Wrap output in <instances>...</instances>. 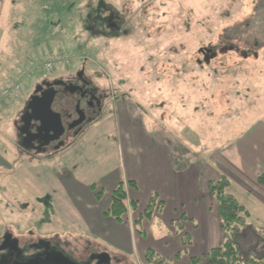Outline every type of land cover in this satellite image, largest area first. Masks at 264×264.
<instances>
[{
  "label": "rangeland",
  "instance_id": "rangeland-1",
  "mask_svg": "<svg viewBox=\"0 0 264 264\" xmlns=\"http://www.w3.org/2000/svg\"><path fill=\"white\" fill-rule=\"evenodd\" d=\"M15 2L18 0H0V105L4 107L0 111V243L3 235H11L24 258L38 253L36 246L44 242L70 261L95 264L90 255L99 254L95 252L99 248H91L94 244L85 240L87 234L82 236L80 230L90 204L87 199L77 203L63 183L66 186V180L77 174L85 181L98 179L93 190L100 191L103 198L98 206H91L95 212L100 210L108 200L110 181L116 177L111 172L121 173L122 146L135 151L138 131L163 138L164 146L169 142V156L176 170L185 163H202L203 177V173L207 177L211 173L222 175L216 168L219 161L228 172L223 158L230 160L231 154L240 155L249 148L259 155L264 153V0ZM98 5L102 7L99 11ZM24 12L31 14L28 21L37 22L34 31L27 29L28 34L22 30ZM113 12L109 28L118 29L110 33L96 18ZM50 14L51 27L42 23ZM86 14L92 16V30L105 35L92 37L82 30ZM18 16L21 18L17 20ZM68 27L80 35L70 36ZM20 40L23 42L17 44ZM34 45L54 52L30 51ZM200 49L211 53H200ZM49 55L62 56L64 62L57 63L46 82L71 77L84 69L94 86L106 91L107 100L99 121L74 132L65 130L58 143L52 141L41 151L28 150L22 145L20 118L35 88L46 82L41 81L37 69L32 78L20 76L30 64L44 62ZM27 57L32 58L26 64ZM15 80L20 82V91L3 100V88ZM56 102L52 109L57 108ZM119 107L126 108L127 115ZM130 120L129 127L124 125ZM70 148L71 152L64 154ZM260 164L256 166L257 178L264 174ZM122 184L127 205L126 180ZM233 191L235 194L227 192L249 213L243 190ZM207 195L218 207L208 190ZM248 199L256 202L253 197ZM150 200L146 213L158 206L153 195ZM250 209L253 215L245 219L248 226L234 241L240 242L239 256L248 262L245 264L250 260L264 264V210L261 206ZM103 230L115 235V231ZM93 236L97 238L95 244L105 246L101 237ZM71 239L76 241H68ZM106 252L112 257L111 264L118 263L115 250L107 248ZM125 263L136 264L130 257Z\"/></svg>",
  "mask_w": 264,
  "mask_h": 264
},
{
  "label": "crops",
  "instance_id": "crops-1",
  "mask_svg": "<svg viewBox=\"0 0 264 264\" xmlns=\"http://www.w3.org/2000/svg\"><path fill=\"white\" fill-rule=\"evenodd\" d=\"M37 71L42 74V65L37 67ZM3 108L0 105V111ZM119 109L127 113L126 108L119 107ZM131 121L133 122L130 120L124 125L128 124L129 127ZM122 130L126 133V130ZM93 135L85 137L83 141L89 140L94 137ZM136 139L139 146L135 151H129L128 147L123 149L122 146L120 155L122 164L119 160L121 173L119 174L117 170L111 172L116 174V177L110 181L111 187L107 191L108 200L97 212L91 205L98 206L103 198L100 191L93 190L98 179L91 177L92 181L91 179L85 181L77 174L76 176L71 175L69 181L66 180V186L63 183V187L68 191L66 192L77 203L87 199V204H90L85 212L86 218L82 221L83 229L80 228V230L83 232L82 236L87 234L85 240L94 244L91 248H99L95 250L99 254H91L92 259L100 256L106 259L105 264H111L112 257L106 252L108 248L115 250V261L120 258L116 264H126V257L133 259L136 264H152V259H158L162 264H207L204 256L210 249L223 242L218 207L207 195L208 182L217 180L220 176L228 178L229 193L232 194L233 190L238 192L242 189L244 198L250 207L259 208L261 206L264 210V185L258 183L256 174V166H259V162L264 168V153L259 155L249 148L246 153L229 155L230 160L223 158L227 161L228 172L225 170L226 165L224 166L218 159L220 164H217L216 168L221 170L222 175L211 173L210 177H207L203 173V177L202 172L200 173L201 169L205 171L202 163L199 164L201 166L185 163L176 170L173 159L169 156V142H166L164 146L163 138L152 137L145 132L138 131ZM261 140L264 145V133L261 134ZM124 145L128 146L126 143ZM72 148L65 150L64 154L71 152ZM124 180H126L127 197L129 195L126 205L128 213L124 221L119 223L107 217L105 212L110 206L112 192ZM152 195L158 199V206H155L154 213L151 210L146 213ZM251 197L257 204L248 199ZM131 202L136 203L135 210L131 208ZM250 207L248 210L251 217L253 212ZM103 229L115 231V235L110 236ZM91 234L101 237L106 247L95 244L97 238ZM184 236H188L187 241ZM237 245L240 248L238 240ZM149 254L151 258L148 257ZM192 259H195V263H192Z\"/></svg>",
  "mask_w": 264,
  "mask_h": 264
},
{
  "label": "trees",
  "instance_id": "trees-1",
  "mask_svg": "<svg viewBox=\"0 0 264 264\" xmlns=\"http://www.w3.org/2000/svg\"><path fill=\"white\" fill-rule=\"evenodd\" d=\"M18 3L20 4L19 0H18V2H15V4H18ZM101 8L102 7L99 6L97 11H99V9H101ZM111 11H113V10L111 9ZM114 15H115V13L113 12V14L109 13L106 17H101V18L98 17L96 19L103 28H107L110 33H115L114 31L116 29H118V26L114 29L109 28L110 27L109 26V23H110L109 20ZM29 16H31V14L29 12H24V15L22 18L25 20V24L22 25V30L24 29L23 31L25 32L24 34H26V33L28 34V32L34 31L32 29V27L37 24V22L33 23L31 21H28ZM117 16L118 15L116 13L115 17L117 18ZM48 17H51V14L46 16L45 19L42 21V23L51 27L53 25V21L49 22ZM89 17H92V16L89 14L84 15V17L82 18V21H81V24L84 28L82 27L83 29L80 28V30L82 29L84 32H86L88 34L92 33V37H100L102 35H105L104 32L95 33L92 30V28H91V26H92L91 22L92 21H90ZM20 18H21V16H18L17 20ZM120 18H122V17H120ZM30 22H31V26H30V28H27L29 26ZM13 23H14V21H12V24ZM40 23L38 24V27H39ZM117 24H119V22H117ZM68 28H69L68 30L71 29L70 27H68ZM27 29H28V32H27ZM12 31L17 33L16 29H14V28L12 29ZM75 34L80 35L76 31L70 32V36H72V37ZM11 39H12V37H11ZM23 41H24V39H23ZM78 41L79 40H76V43ZM22 42L20 40V42L17 44H20ZM14 43L15 42H11V46H14ZM17 44H15V45H17ZM65 44L67 45V43H65ZM30 49H31L30 51H32V50L37 51V49H38V53H42V52L47 53L49 51L54 52V49L48 48L46 46H41V45L31 46ZM59 49H62V48L60 47V48H58V50ZM10 52H11V48H10ZM31 58L32 57H27L26 64L29 60H31ZM8 62H10V60ZM16 70H18V71L14 70L12 72L13 73L12 76H14L21 69L19 68ZM9 76H11V74H9ZM11 77H8V79H10ZM257 181L259 184L264 185V174L261 175L257 179ZM129 184L132 185L131 182H129ZM122 185L123 184L120 183L112 192L110 206H109L108 210L105 212V215L107 217L113 218L115 221H117L119 223L123 220V217H125L128 213V208L125 204L126 196H125V192L122 188ZM228 187H229V181L225 176H220V178L216 181L208 182V186H207L208 193L218 204V212H219V217H220V221H221L220 227L222 228V230L225 234V241L223 242V244L221 246L211 249L204 256L206 261H207V264H245V263H248L246 260H243L240 258L238 246L234 240H235L236 235L241 233L242 230L248 226V222L245 219L250 218V215L246 211V209H244V207L242 205H240V203L236 200V198H234L231 194H229L227 192ZM151 202H152V200H150V203ZM130 206L133 210L136 209V203L131 202ZM240 215H243V216L241 217ZM184 239H186V241H187L188 236H184ZM184 244H185V241H184ZM148 257L151 258V254H149ZM149 260L150 259H148V261ZM151 262H152V264H162V262L158 259H152ZM249 262H250L249 264H259V262L256 260H250ZM192 263H195L194 259H192Z\"/></svg>",
  "mask_w": 264,
  "mask_h": 264
},
{
  "label": "flooded vegetation",
  "instance_id": "flooded-vegetation-1",
  "mask_svg": "<svg viewBox=\"0 0 264 264\" xmlns=\"http://www.w3.org/2000/svg\"><path fill=\"white\" fill-rule=\"evenodd\" d=\"M207 53H211V52H207ZM49 84L50 86L47 89L54 91L53 104L57 99L56 102L57 108L52 110L55 113L60 114L61 121L65 130L68 129L69 125L75 123L78 120L76 119V117H74V115L73 116L69 115L72 111H75V109L78 113H81V116H84V121L81 122L77 127L69 129L70 131L73 132L77 131L79 130L80 126L83 125L86 126L88 123L99 121L101 114L105 109L104 104L107 100L106 91L105 90L103 91L102 89H98L96 86H94L93 81L90 80L85 75L84 69L78 70L71 77L57 78L49 82ZM52 84H56V85H52ZM44 90L45 89H43V91ZM61 101H63L62 102L63 105L61 104ZM28 126L29 129L26 131L31 132L33 128V123L29 124V120H28ZM21 141H22V137H21ZM55 143H58V141ZM32 144L34 147L37 146L35 140L32 141ZM48 147H50V145ZM7 235L5 234L2 236L3 241L1 240V243L4 242V237ZM12 241H13L12 237H10L6 241L5 244L6 249L2 251L3 255L0 259V264H23V263H28L29 261H32L34 259H39V258L45 259L49 256L59 254L56 248L49 246L50 244L45 246L46 243L41 242L42 245H39L40 247L36 246V248L39 249L38 253L33 252L35 255L33 254L31 256L24 258V256H22V250L20 249L19 245L17 248H15L14 243ZM93 259L95 260L94 263L97 264L98 262L97 257ZM103 260H105V258L100 259V263H102Z\"/></svg>",
  "mask_w": 264,
  "mask_h": 264
},
{
  "label": "water",
  "instance_id": "water-1",
  "mask_svg": "<svg viewBox=\"0 0 264 264\" xmlns=\"http://www.w3.org/2000/svg\"><path fill=\"white\" fill-rule=\"evenodd\" d=\"M200 53L209 52L207 49H200ZM207 60H204L206 62ZM56 85V84H52ZM50 86L49 83H44L41 88L36 90L34 96L29 99L27 103L23 115L20 118V122L22 124L19 129L20 135L22 136V145L26 149L34 148L38 151L45 149L50 143L57 142L65 133V129L63 127L61 116L58 113H55L51 106L54 100V91L53 90H44L42 88H48ZM70 116L76 117L78 119L75 123L68 126V129H72L77 127L81 122L84 121V116H81V113L72 111ZM29 124L33 123V128L31 132H27L29 129ZM35 140L37 146L34 147L32 141ZM29 143V144H27ZM30 145V146H29ZM59 145H62V142H59ZM10 238V235L4 237V242L2 243L1 250L6 249V241ZM14 247L17 248V241L13 240ZM97 259H102L100 256ZM106 263V259L102 261ZM23 264H72L67 258L62 255H53L49 256L45 259H34L29 261L28 263ZM97 264H101L100 261Z\"/></svg>",
  "mask_w": 264,
  "mask_h": 264
},
{
  "label": "built area",
  "instance_id": "built-area-1",
  "mask_svg": "<svg viewBox=\"0 0 264 264\" xmlns=\"http://www.w3.org/2000/svg\"><path fill=\"white\" fill-rule=\"evenodd\" d=\"M57 59V60H56ZM58 62H64L63 57L59 56L57 58H54L53 56H49L42 64L43 68V74L42 78L45 79L46 75L50 73L54 69V65ZM33 68H36V65H33ZM33 73V70H29L27 74L21 75V79L28 78ZM20 91V82L18 80L13 81L11 84H9L3 92V95L5 98H11L16 92Z\"/></svg>",
  "mask_w": 264,
  "mask_h": 264
}]
</instances>
